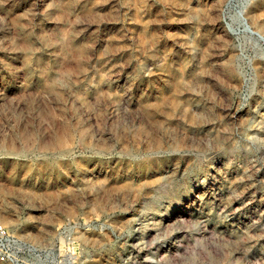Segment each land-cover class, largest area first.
Masks as SVG:
<instances>
[{
    "label": "rangeland",
    "instance_id": "obj_1",
    "mask_svg": "<svg viewBox=\"0 0 264 264\" xmlns=\"http://www.w3.org/2000/svg\"><path fill=\"white\" fill-rule=\"evenodd\" d=\"M0 222L73 264H264V0H0Z\"/></svg>",
    "mask_w": 264,
    "mask_h": 264
},
{
    "label": "built area",
    "instance_id": "obj_2",
    "mask_svg": "<svg viewBox=\"0 0 264 264\" xmlns=\"http://www.w3.org/2000/svg\"><path fill=\"white\" fill-rule=\"evenodd\" d=\"M73 256L12 234L0 222V264H73Z\"/></svg>",
    "mask_w": 264,
    "mask_h": 264
},
{
    "label": "bare ground",
    "instance_id": "obj_3",
    "mask_svg": "<svg viewBox=\"0 0 264 264\" xmlns=\"http://www.w3.org/2000/svg\"><path fill=\"white\" fill-rule=\"evenodd\" d=\"M236 19H237V21L240 23V25L242 26V28H243L245 31L250 32V33L253 34V35L258 34V33H256V32H253V31L247 26V24L245 23V20H244L243 17H242V14H241V11H240V10L237 12ZM256 36H257V35H256ZM258 36H260V37L262 38V36H261L260 34H258ZM262 39H263V38H262Z\"/></svg>",
    "mask_w": 264,
    "mask_h": 264
},
{
    "label": "water",
    "instance_id": "obj_4",
    "mask_svg": "<svg viewBox=\"0 0 264 264\" xmlns=\"http://www.w3.org/2000/svg\"><path fill=\"white\" fill-rule=\"evenodd\" d=\"M257 36H258V34H256ZM258 38L260 39V40H262V38L260 37V36H258Z\"/></svg>",
    "mask_w": 264,
    "mask_h": 264
}]
</instances>
